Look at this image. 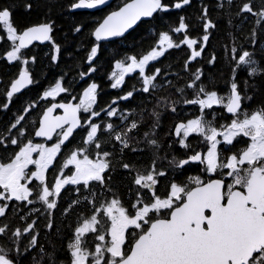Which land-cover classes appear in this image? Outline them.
I'll return each mask as SVG.
<instances>
[{
  "label": "snow or ice",
  "instance_id": "snow-or-ice-1",
  "mask_svg": "<svg viewBox=\"0 0 264 264\" xmlns=\"http://www.w3.org/2000/svg\"><path fill=\"white\" fill-rule=\"evenodd\" d=\"M108 0H78L70 5L71 9H93L107 4ZM192 0H175L172 5L164 0H130L117 11L108 15L93 33L96 41L106 40L110 37H120L132 28L142 18H151L155 13L169 12L173 9H182L190 5ZM232 4V0H227ZM32 3H26L24 10L30 12ZM249 13L264 19V10L256 11L251 0L244 3L240 13ZM13 10L11 7H0V33H6L5 39L11 41V51L7 52L9 62H21L29 64L24 58L23 49H27L34 41L41 43L49 41L58 53L60 47L55 44L53 36L54 21H46L18 29L13 23ZM204 21L202 27L205 34L203 42L209 41L208 30L215 27L208 19V9H202L200 17ZM186 18H179L178 26L172 29L175 33L187 32L189 25ZM80 32L81 28H75ZM255 34V33H254ZM3 41L0 40V43ZM181 43L193 49L198 44L196 39L181 37ZM161 46L167 48L180 47V43L173 42L172 37L162 33L159 37ZM203 46L199 50L191 52V59L201 56ZM237 53V49H232ZM98 46L90 49L87 57L91 65L97 57ZM164 51L153 50L150 55L142 59L130 57L131 63L127 66L117 62L110 77L114 82L113 89L120 87L125 81V75L139 70L143 80V93H151L157 87L154 83L160 70L155 74H146V65L163 56ZM251 53L244 50L232 56L236 62V68L241 65L254 64ZM33 57V61H34ZM53 56L52 60L55 61ZM212 58L209 63H212ZM190 62V61H189ZM187 67V64H186ZM236 68L233 71H236ZM95 72L94 67L90 68ZM259 74L257 68L253 67L249 75ZM86 73H81V77ZM201 74L199 70L195 74V81H199ZM34 83L29 75V69L25 68L19 72V78L11 83L10 90L5 89L6 100L10 101L14 94L21 89ZM247 83V81L245 82ZM195 89V97L184 101L188 105H197L202 115L198 118L188 119L174 125L171 134L177 139L175 143L185 149H191L192 154L186 155L184 159L170 162L175 168L182 169L186 165L195 163L202 165V171L216 178L205 181L199 177L190 178L189 184H169L165 194L159 195L156 190L158 177L167 175L153 165L144 172H137L133 177V183L137 187L135 202L129 211L123 206L118 197L102 204L97 203L96 186L102 190L108 188L110 176V152L103 150L101 137L104 132L108 133V139L122 145L123 149H130L129 133L138 128L135 120H132L124 129L118 130L117 126L107 123L106 126L95 122V117L100 116L99 111L93 110L96 102L97 84L92 83L84 92L83 98L78 104L54 103L43 113L34 132L35 137H42L47 141L56 140L53 146L46 147L44 143H33L27 140L22 143L16 137L24 136L22 121L25 116H19L14 123L7 126L6 130L11 137L9 143L18 148L7 162H0V202H27L34 204L42 202L49 210L57 208L56 199L66 185L82 186L75 189L77 192H87L85 201L92 204V215L83 219L79 226L75 227L71 242L68 245V264H264V107L257 111L247 112L243 107V100H251V96L241 94L238 83L230 84V94L227 97L219 96L216 91H209L200 87L195 82L187 85ZM68 89L57 82L55 87L44 92V98L55 99L60 93ZM179 91H183L182 89ZM133 92L129 91L120 97L121 100H129ZM117 103L116 100L112 101ZM175 103V102H174ZM214 106L222 107L230 114V123L220 126L219 130L213 126L218 113L211 112L212 120L204 117L209 115L205 110H212ZM2 107H8L5 102ZM57 109L63 110V115H52ZM171 111L175 113L176 107ZM110 117H116L118 112L109 105L105 110ZM87 113L88 115H81ZM159 119V113H154ZM121 120L128 117L121 114ZM15 129V133L12 130ZM81 129L86 134L83 145L70 155L63 164V168L70 169V174L60 171L59 175L53 177L52 183L46 182L45 173L52 166L57 155L61 153L62 146L70 141L73 133ZM198 136L206 150L196 151L189 137ZM147 136V134H146ZM222 137V139H218ZM246 138V145L236 148ZM154 149L159 145L156 140H149ZM4 141L0 140V146ZM223 145V147H218ZM6 147L4 151H6ZM98 150V151H94ZM131 151L137 149L131 148ZM230 152V155H225ZM35 154V155H34ZM34 166V170L29 166ZM123 167L132 171L130 164ZM223 176L230 178V183ZM34 181L38 183H33ZM32 185V187H29ZM140 190H146L143 195ZM32 197V199H29ZM88 197H92L91 200ZM74 201L73 203H78ZM7 203L0 204V217L5 215ZM39 211V209H36ZM35 221L28 224L23 230L17 229L12 232L13 245L19 244V238L25 233L31 232ZM53 227L51 221L47 225ZM7 226L0 227V236L6 234ZM103 228L104 234H101ZM89 234H93L90 236ZM95 239L100 243L89 248L88 240ZM38 241L35 235L29 239V246L36 247ZM15 251L18 256H23L19 247L9 249L7 252L0 247V264H17V260L9 255ZM56 264H59L57 261Z\"/></svg>",
  "mask_w": 264,
  "mask_h": 264
},
{
  "label": "trees",
  "instance_id": "trees-1",
  "mask_svg": "<svg viewBox=\"0 0 264 264\" xmlns=\"http://www.w3.org/2000/svg\"><path fill=\"white\" fill-rule=\"evenodd\" d=\"M77 1L0 0V7L12 8L13 23L18 29L54 21L52 36L55 44L60 47L57 53L51 42H48L44 45L33 44L22 50L24 58L29 60L25 68L31 71L34 83L20 94L14 95L12 100L7 101L5 89L9 90V86L22 68V63L7 60L6 55L11 50L12 42L5 39V33H0V40L3 41L0 43V140L4 141V145L0 146V162H7V158L18 151L16 146L8 142L11 137L6 128L19 116H25V120L21 122L24 136L16 138L22 143L33 139L40 118L39 100L44 91L59 82L68 89L67 92L61 93L60 98L68 99L75 96L79 99L90 80L94 78L100 85L98 110L109 106L113 100H118L116 103L118 115L100 118L99 124L106 126L107 123H112L118 130L124 129L132 120L138 124L134 136L128 134L131 137L130 149L135 148L136 151L122 150V146L117 142L108 139L107 132L101 137L103 150L111 153L108 158L110 172L105 173L106 177L110 176L108 180L110 190H102L96 186L94 191L97 193V203L110 201L115 196L131 211L137 192L133 177L137 172L142 173L150 168L154 160L155 167L167 173L164 177H158L156 190L161 196L172 182L189 184L190 178H202L199 165L189 164L177 169L170 164L174 158L179 161L186 155L192 154L191 149L182 148L175 143L177 138L171 134L174 125L198 114L197 105H184L185 100L195 97V89L189 88L188 84L195 82L197 86L227 97L230 94V84L235 78L241 94L252 97L251 100H243L244 110L252 112L264 107V19L249 13L239 14L240 8L248 0H232V4H228L227 0H192L190 5L182 9L156 13L151 19L140 22L135 29L117 41L105 43L106 45L99 44L97 57L90 65L87 57L90 55V49L97 45L92 37L93 30L109 11L118 8L127 0H116L109 7L94 12L70 11V5ZM164 2L172 5L175 0H164ZM251 2L256 11L264 10V0H251ZM26 3L33 4L30 12L24 10ZM204 7L208 9V19L215 25L208 30V42L202 41L205 32L202 27L204 21L200 17ZM181 16L186 18L188 30L184 33H175L172 29L178 26ZM77 27L81 28L80 32L75 31ZM162 33L169 34L174 44L180 43V47L166 50L163 56L149 63L148 75L155 74L156 69L160 70L154 81L157 85L156 89L151 93H143L142 81L137 77H129L121 87L113 89L110 71L114 62L119 60L127 63L132 56L139 58L148 53L156 46ZM181 37L196 39L198 44L193 49H189L186 44L181 43ZM201 46L204 48L201 56L192 60L191 52L194 49L199 50ZM233 48L237 49V53L232 52ZM244 50L252 54L251 59L255 63L236 68L232 56ZM53 56L56 57L55 61L52 60ZM212 58L214 61L209 63ZM91 67L97 68L96 71L89 73ZM253 67L257 68L259 74L249 75ZM234 68L236 71H233ZM197 70L201 74L199 81H195ZM81 73L86 75L81 77ZM181 89L182 92L179 91ZM129 91L133 92L134 98L121 100L120 97ZM164 100L166 102L162 103ZM5 102L8 104L6 109L2 107ZM173 106L177 108L175 113L171 111ZM26 109L29 110L26 112ZM205 111L209 113L204 117L206 120H212L211 112L218 113L213 121V126L218 129L230 123L231 117L222 107L214 106L212 110ZM154 113H159V119ZM121 114L128 119L122 121ZM15 131L12 130L13 133ZM85 137V132L78 129L70 141L65 143L61 153L46 172V182L52 183L53 177L59 175L71 151L85 146L83 145ZM149 140H156L159 148L154 149ZM189 141L196 151L203 148L200 137L193 135L189 137ZM245 145V141L241 139L236 148ZM5 147L6 151H4ZM227 153L230 152H226L225 155ZM124 164H130L133 170L125 169ZM64 172L70 174V169ZM189 186L194 185L189 184ZM78 187L82 186L66 185L61 190L59 197H56L57 208L51 210V216L49 210L40 201L34 204L7 202L5 215L0 217V227L7 226L6 234L0 236V247L6 252L14 247L27 249L23 252V256H18L15 251L9 253L17 260V264H56L57 261L59 264H68L70 259L68 245L74 229L83 219L93 214V205L84 199L88 195L87 192H77L75 189ZM140 191L143 195L146 190ZM88 199L91 200L92 197ZM74 201L79 202L73 203ZM33 221L35 224L32 231L19 238L18 245H13V240L17 238L12 236V232L17 229L23 230ZM50 221L53 225L51 229L47 226ZM32 235H35L38 241L36 247L29 246ZM89 235L93 236V234ZM96 243L98 241L94 238L88 240L89 248L91 249Z\"/></svg>",
  "mask_w": 264,
  "mask_h": 264
},
{
  "label": "flooded vegetation",
  "instance_id": "flooded-vegetation-1",
  "mask_svg": "<svg viewBox=\"0 0 264 264\" xmlns=\"http://www.w3.org/2000/svg\"><path fill=\"white\" fill-rule=\"evenodd\" d=\"M116 1V0H115ZM128 1V0H127ZM126 1V2H127ZM125 3V2H124ZM123 3V4H124ZM122 5V4H121ZM120 5V6H121ZM119 6V7H120ZM118 7V8H119ZM117 8H115V9H112L111 11H113V10H116ZM110 12V11H109ZM106 16V15H105ZM102 21V20H101ZM117 40H119V39H117ZM117 40H113V41H117ZM113 41H107V42H102V43H98L97 42V45H95V46H98L99 44H105V43H111V42H113ZM48 43V42H47ZM106 45V44H105ZM23 50H25V49H23ZM132 57H134V56H132ZM130 60V59H129ZM128 60V61H129ZM116 62H122V63H124V64H127V63H125V62H123V61H119V60H117ZM116 62H114V64H113V66H112V69H111V73H110V77H111V74L114 72V71H112L113 69H114V67H115V65H116ZM149 65V64H148ZM148 65L146 66V69H145V71H146V73H147V71H148V69H149V67H148ZM95 68V67H94ZM97 69V68H96ZM20 71H22V68H21V70ZM19 71V72H20ZM30 73H31V71H29ZM139 70L137 69L135 72H132V73H129V74H126L125 75V80L127 79V78H129V77H137V79H140L141 81H142V87H143V80H142V77L139 75ZM89 73H91V71H89ZM18 75H19V73H18ZM18 75H17V77H18ZM16 77V78H17ZM31 77H32V73H31ZM15 78V79H16ZM14 79V80H15ZM32 79H33V77H32ZM113 80V79H112ZM13 82V81H12ZM114 82V80L112 81V83ZM125 82V81H124ZM92 83H96L97 84V93H96V96H97V99H96V102L93 104V110L94 111H99L100 112V116L99 117H95L94 119H95V122L96 123H100V122H98V120L100 119V118H103V117H105V116H107V114H106V112H105V110L106 109H108V107L109 106H107V107H105V108H101L100 110H98L97 109V104H98V100H99V95H100V85H99V83L93 78V79H91L90 80V82L88 83V85H87V87H86V89L92 84ZM156 84V83H155ZM31 86V85H30ZM29 86V87H30ZM55 86V85H54ZM54 86H52V87H54ZM122 86V85H121ZM120 86V87H121ZM52 87H50L49 89H47L46 91H48V90H50ZM119 88V87H118ZM139 88L140 87H138V89L137 90H139ZM9 89H10V86H9ZM27 89V88H26ZM25 89V90H26ZM85 89V90H86ZM24 91V90H23ZM22 91V92H23ZM45 92V91H44ZM44 92L42 93V95H41V98H40V100H39V103H40V115H39V117H41V115L43 114V112L45 111V109L47 108V107H49L50 105H52V104H54V103H59V102H67L68 100H70V98H68V99H65V98H60V96H61V93L55 98V99H52V98H47V99H45L44 98ZM84 92V91H83ZM21 93V92H20ZM20 93H16V94H14V95H18V94H20ZM126 95V94H125ZM73 97H75V96H73ZM75 101H76V103H79V99H77L76 97H75ZM116 101H118V100H116ZM111 107L112 108H114V109H116L117 110V108H116V103L115 104H113L112 102H111ZM187 105V104H186ZM187 106H192V105H187ZM29 109H26L25 111L27 112ZM61 109H57L55 112H54V115H57V114H59V113H61ZM81 115H88L87 113H81ZM228 116H230V114H227ZM110 117V116H109ZM40 119V118H39ZM107 123V122H106ZM138 129V128H137ZM137 129H135V130H133V132H131L130 133V135H132V136H134L133 135V133H135L136 131H137ZM36 130V129H35ZM76 132V131H75ZM74 132V133H75ZM73 133V134H74ZM34 135V134H33ZM136 137V136H135ZM71 138V137H70ZM34 139V140H33ZM33 139L31 140L33 143H44L45 145H49L50 143H54L55 142V140H56V137L54 136V138H53V140L52 141H47V140H44V139H35L34 137H33ZM85 139H86V137H85ZM242 140H244L245 141V143H246V138H241ZM200 141H201V138H200ZM130 142V141H129ZM67 143V142H66ZM120 145V144H119ZM133 145V144H132ZM202 145H203V148H201V149H199V150H197V151H201V152H203V151H205L206 150V148H205V145L202 143ZM64 146V145H63ZM63 146H62V148H63ZM87 145H85V147H86ZM120 146H122V145H120ZM220 146H222L223 147V145H220ZM220 146H218V147H220ZM61 151H62V149H61ZM94 151H97V150H94ZM231 153H227L226 155H230ZM59 155V154H58ZM57 155V156H58ZM192 164H195V163H192ZM196 165H198V164H196ZM199 167H201V176H202V178L205 180V181H207V180H210V179H213V178H216V177H213V176H209V175H206L203 171H202V168H203V166L202 165H199ZM219 178H222V179H225L226 180V183H230L231 181H230V178H225V177H223V176H220ZM1 203H7V202H1Z\"/></svg>",
  "mask_w": 264,
  "mask_h": 264
},
{
  "label": "water",
  "instance_id": "water-1",
  "mask_svg": "<svg viewBox=\"0 0 264 264\" xmlns=\"http://www.w3.org/2000/svg\"><path fill=\"white\" fill-rule=\"evenodd\" d=\"M115 0H108V2H107V4H105V5H101V6H98L97 8H93V9H71L70 8V11H72V12H74V11H89V12H94V11H97V10H102V9H105V8H107V7H109L113 2H114ZM78 2V1H77ZM127 2H130V0H128ZM126 3V2H125ZM124 3V4H125ZM124 4H122L120 7H122ZM119 7V8H120ZM119 8H117L116 10H113V11H117V10H119ZM113 11H110V12H108L107 14H106V16L102 19V21L100 22V23H102L103 22V20L108 16V15H110ZM156 14V13H155ZM154 14V15H155ZM153 15V16H154ZM152 18V17H151ZM151 18H142L140 21H138L135 25H133L132 26V28H130V29H128V31L127 32H125V34L123 35V36H120V37H110V38H108V39H106V40H102V41H96L95 40V37H94V35H93V33H94V31H95V29L93 30V33H92V37H93V40L95 41V42H98V43H102V42H107V41H113V40H117V39H121V38H123L126 34H128L129 32H131L133 29H135L136 28V26L140 23V22H142V21H146V20H149V19H151ZM99 23V24H100ZM99 24L96 26V27H98L99 26ZM35 25V24H34ZM95 27V28H96ZM52 35V34H51ZM47 42H49V41H45V42H43V43H41V42H39V41H34L31 45H29V47L30 46H32L33 44H39V45H44V44H46ZM28 47V48H29ZM29 75H30V77H31V73L29 72ZM19 78V75H18V77L16 78V79H18ZM32 78V77H31ZM15 79V80H16ZM15 80H13V82L15 81ZM12 82V83H13ZM11 86V85H10ZM30 85H28L27 87H25V88H23V89H21V91L20 92H22L23 90H25L26 88H28ZM10 90V89H9ZM19 92V93H20ZM76 99H75V97H71V99L69 100V101H67V102H59V103H72V104H78V103H76V101H75ZM49 107H51V105L49 106ZM48 108V107H47ZM47 108L45 109V111L47 110ZM62 110V109H61ZM44 111V112H45ZM43 112V113H44ZM52 115H54V112H53V114ZM57 115H63V110L61 111V113H59V114H57ZM55 116V115H54ZM42 118H43V114L41 115V117H40V119L39 120H42ZM78 130V129H77ZM33 137L35 138V139H44V138H42V137H35V135H33ZM45 140V139H44Z\"/></svg>",
  "mask_w": 264,
  "mask_h": 264
},
{
  "label": "rangeland",
  "instance_id": "rangeland-1",
  "mask_svg": "<svg viewBox=\"0 0 264 264\" xmlns=\"http://www.w3.org/2000/svg\"><path fill=\"white\" fill-rule=\"evenodd\" d=\"M5 36H6V33H5ZM0 39H1V37H0ZM169 48H167V45L165 44V45H163V46H161L160 44H159V40H158V42H157V44H156V46L151 50V51H149L148 53H146V54H144V55H142L141 57H139V58H137V60H139V59H142L145 55H150V53L153 51V50H157V51H160V50H163L164 52L166 51V50H168ZM11 50H12V48H11ZM10 50V51H11ZM7 56V55H6ZM151 61H149L148 62V64L150 63ZM117 63V62H116ZM122 63V62H121ZM131 63V61L129 60L128 61V63L127 64H125L126 66L128 65V64H130ZM147 64V65H148ZM146 65V66H147ZM23 69H25V65L24 64H22V70ZM112 71H117V69L114 67V69L112 70ZM139 73V72H138ZM147 74V73H146ZM112 75V74H111ZM61 86H62V84H61ZM55 87V86H54ZM63 87V86H62ZM85 91V90H84ZM83 98V93H82V95L80 96V99H82ZM79 99V100H80ZM164 102H166V100H164V101H162V103H164ZM166 104V103H165ZM166 105H168V103L166 104ZM184 105H185V103H184ZM202 115V113L199 111V109H198V114H197V116H193V117H190V118H187V120L188 119H193V118H198V117H200ZM187 120L186 121H184V122H187ZM219 130V129H218ZM128 136H130V135H128ZM218 139H222V137H218ZM53 144L54 143H50L49 145H45L46 147H50V146H53ZM85 147V146H84ZM87 147V146H86ZM35 155V154H34ZM66 161V160H65ZM65 163V162H64ZM29 168L30 169H33L34 170V166H32V165H30L29 166ZM66 169L65 168H63L61 171H65ZM45 177H46V173H45ZM199 178H201V177H199ZM202 179V178H201ZM29 187H30V185H29ZM50 199H56V197H50ZM0 204H4V203H1L0 202ZM45 206V205H44ZM46 207V206H45ZM102 234H104V232L102 233ZM98 243H100L99 241H98ZM98 243H96V244H98Z\"/></svg>",
  "mask_w": 264,
  "mask_h": 264
},
{
  "label": "bare ground",
  "instance_id": "bare-ground-1",
  "mask_svg": "<svg viewBox=\"0 0 264 264\" xmlns=\"http://www.w3.org/2000/svg\"><path fill=\"white\" fill-rule=\"evenodd\" d=\"M77 131V130H76Z\"/></svg>",
  "mask_w": 264,
  "mask_h": 264
}]
</instances>
